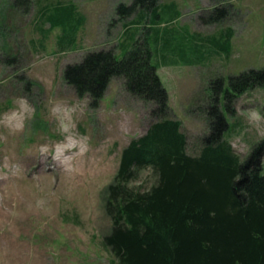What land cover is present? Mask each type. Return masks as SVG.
Returning a JSON list of instances; mask_svg holds the SVG:
<instances>
[{
  "label": "rangeland",
  "instance_id": "rangeland-1",
  "mask_svg": "<svg viewBox=\"0 0 264 264\" xmlns=\"http://www.w3.org/2000/svg\"><path fill=\"white\" fill-rule=\"evenodd\" d=\"M59 2L75 4L86 19L76 48L67 52L58 48L61 28L51 29L39 19L43 8ZM130 2L32 0L25 13L14 0H0V117L17 108V98L33 109L22 131L0 126V264H120L104 242L113 225L106 210L107 188L123 149L157 119L150 104L125 89L122 77L112 78L92 107L91 94L80 97L64 72L89 51L112 48L119 59L124 57L119 42L126 39L130 46L133 32H143L140 18L137 28L133 22L137 14L120 19L116 13L119 3ZM216 6L224 7L227 16L205 23L201 17L208 18ZM159 10L160 18L149 17L145 24L153 63L168 91L169 116L181 122L187 151L197 155L211 132L212 88L223 90L229 76L264 68V0H159ZM228 29L233 31L228 53L217 52L213 44L222 42ZM64 105L77 107L75 131L86 142L73 174L40 154L41 146L51 149L64 140L52 112ZM223 105L222 100L218 108ZM232 108V113L223 111L225 137L246 159L264 142V129L246 117L250 109L264 114V84L238 96ZM15 166L19 172L14 175ZM157 180L152 168H142L130 188L147 191ZM41 200L45 204L38 207Z\"/></svg>",
  "mask_w": 264,
  "mask_h": 264
},
{
  "label": "trees",
  "instance_id": "trees-1",
  "mask_svg": "<svg viewBox=\"0 0 264 264\" xmlns=\"http://www.w3.org/2000/svg\"><path fill=\"white\" fill-rule=\"evenodd\" d=\"M14 5L28 13L32 0H14ZM116 13L120 19L137 14L133 22L137 28L140 18L143 30L133 32L130 46L126 39L119 42L124 57L119 59L112 48L89 51L64 72L80 97L91 94L92 107L98 106L111 79L122 77L125 89L150 104L157 119L122 151L107 188L106 210L113 225L105 244L120 264H264V142L242 159L225 137L228 122L223 114L233 112L238 96L264 84V68L229 76L223 90L212 88L211 132L202 139L199 154L190 155L181 122L169 116L168 91L153 63L155 52L145 26L149 17L160 18L159 0L119 3ZM226 16V9L216 6L201 19L217 23ZM39 19L51 29L61 28L60 51L76 48L86 19L75 4L43 8ZM223 35L212 48L227 54L233 31ZM147 167L158 175L156 184L147 191L130 188L136 172Z\"/></svg>",
  "mask_w": 264,
  "mask_h": 264
},
{
  "label": "clouds",
  "instance_id": "clouds-1",
  "mask_svg": "<svg viewBox=\"0 0 264 264\" xmlns=\"http://www.w3.org/2000/svg\"><path fill=\"white\" fill-rule=\"evenodd\" d=\"M16 104V109L0 117V126L8 128L12 132L22 131L26 121L33 114V109L26 99L17 98ZM52 112L56 116L58 131L63 135L64 140L55 144L51 149L48 145L41 146L40 154L45 158L50 156L57 166L61 167L66 173L73 174L78 171V160L86 151L85 138L79 137L75 131L77 107L68 105L55 106ZM246 117L258 130L264 129V114L258 110H248ZM261 134H264V131ZM18 172L19 166H15L12 174L15 175ZM44 204L45 201L43 200L37 202L38 207H43Z\"/></svg>",
  "mask_w": 264,
  "mask_h": 264
}]
</instances>
